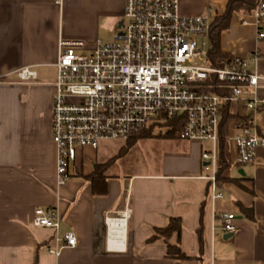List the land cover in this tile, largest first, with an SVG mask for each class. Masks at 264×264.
<instances>
[{"label":"crops","instance_id":"1","mask_svg":"<svg viewBox=\"0 0 264 264\" xmlns=\"http://www.w3.org/2000/svg\"><path fill=\"white\" fill-rule=\"evenodd\" d=\"M228 2L179 0V11L214 18ZM124 9L125 0H0V264H264V148L254 162L238 164L237 147L229 140L235 180L217 183L216 190L205 178L212 169L202 159L210 147L181 139L168 140L174 144L156 168L126 174L110 170L105 195H95L88 180L96 162L115 155L109 150L98 156L100 147L81 150L71 177L59 183L52 138L59 41L81 39L89 50L112 42ZM221 48L231 58L259 50L249 67L264 78V44L257 40L252 14L233 15ZM26 66L37 72L35 80L18 77ZM45 68L55 70L53 79H39ZM258 91L264 96V79ZM236 109L228 136L235 132L233 122L244 116L242 108ZM257 123L264 135V109ZM39 207L60 212L62 231L77 234L76 247L58 256L47 251L54 244L53 230L33 225ZM228 213L235 215L236 230L224 238L221 216ZM111 216L124 222L115 238L106 221ZM172 217L181 218L182 232L180 241L177 233L168 241L179 243L187 259L167 256L164 238L150 241Z\"/></svg>","mask_w":264,"mask_h":264},{"label":"built area","instance_id":"2","mask_svg":"<svg viewBox=\"0 0 264 264\" xmlns=\"http://www.w3.org/2000/svg\"><path fill=\"white\" fill-rule=\"evenodd\" d=\"M252 15L257 40L264 44V0H258ZM212 20L211 14H181L179 0H125L124 23L112 42L89 50L84 40L60 39L52 107L59 183L69 180L81 150L177 119L183 122L181 140L210 142L202 159L212 169L205 178L216 190L222 125L239 105L244 116L233 122L235 132L228 139L237 147L236 163L255 161L264 148L257 123L264 108L258 91L264 78L250 69L249 60H258L260 51L213 64L208 53ZM17 75L24 82L37 78L28 66ZM234 219L231 213L221 216L224 232H235ZM111 220L122 222L123 217H107L109 230ZM62 222L54 207L35 210L33 225L53 230L54 244L47 251L57 256L79 241L75 232L62 231Z\"/></svg>","mask_w":264,"mask_h":264},{"label":"trees","instance_id":"3","mask_svg":"<svg viewBox=\"0 0 264 264\" xmlns=\"http://www.w3.org/2000/svg\"><path fill=\"white\" fill-rule=\"evenodd\" d=\"M258 0H229L226 8L221 15L215 16L211 24L210 41L211 47L209 57L213 64H218L219 60L231 58V55L224 52L221 48V38L223 32L228 30L234 14L251 15L257 5ZM264 108L261 109V111ZM236 118V115L227 113L224 124L222 125L219 141V168L217 171V183L234 181L230 174L232 161L229 154L228 126ZM183 122L177 119L158 121L150 124L147 128L137 134L132 135L124 140V144L111 158L104 162H96L92 173L88 176L93 193L95 195L107 194V179L109 171L118 158L124 157L130 153L133 147L140 141L152 138H163L167 140H180L179 133L182 129ZM164 129V132L162 131ZM245 212L247 211L244 209ZM249 212V211H248ZM252 218L251 212L248 213ZM182 232V222L180 217L170 218L167 226L157 228L150 241L164 238L167 241V256L175 259L189 258L183 251L179 243H169V238L177 233L180 241ZM201 243L203 242L200 235Z\"/></svg>","mask_w":264,"mask_h":264},{"label":"rangeland","instance_id":"4","mask_svg":"<svg viewBox=\"0 0 264 264\" xmlns=\"http://www.w3.org/2000/svg\"><path fill=\"white\" fill-rule=\"evenodd\" d=\"M109 38L106 40H112V35H108ZM105 39V38H103ZM202 65L206 64L205 61L200 62ZM55 77V70L53 68H45L43 72H41L39 79H53ZM240 109L242 108L239 105ZM164 132V129L162 130ZM177 142L180 140H176ZM175 141V142H176ZM124 144V140H108L103 141L100 144V149L98 152V156L103 153H116L121 146ZM174 143L173 141H168L163 138H152V139H144L140 140L130 151V153L124 157L118 158L111 172L126 174L133 173L135 171H141L144 169H152V167L156 168L163 160V154L170 149ZM205 147H210V142L205 143ZM106 150V151H105ZM110 150V151H109Z\"/></svg>","mask_w":264,"mask_h":264},{"label":"bare ground","instance_id":"5","mask_svg":"<svg viewBox=\"0 0 264 264\" xmlns=\"http://www.w3.org/2000/svg\"><path fill=\"white\" fill-rule=\"evenodd\" d=\"M124 222H119L117 220H111L110 221V233L112 238H115L117 236H119V234L121 232V226H123Z\"/></svg>","mask_w":264,"mask_h":264},{"label":"water","instance_id":"6","mask_svg":"<svg viewBox=\"0 0 264 264\" xmlns=\"http://www.w3.org/2000/svg\"><path fill=\"white\" fill-rule=\"evenodd\" d=\"M123 23H124V21L121 20V22L119 23L118 27H121V26L123 25ZM231 236H233V233L228 232V233H226V234L224 235V238H229V237H231Z\"/></svg>","mask_w":264,"mask_h":264}]
</instances>
